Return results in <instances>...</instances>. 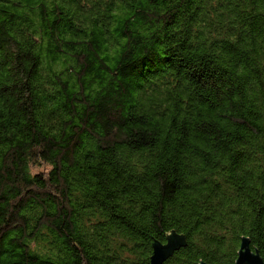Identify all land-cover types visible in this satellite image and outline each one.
I'll return each instance as SVG.
<instances>
[{
	"label": "trees",
	"instance_id": "16d2710c",
	"mask_svg": "<svg viewBox=\"0 0 264 264\" xmlns=\"http://www.w3.org/2000/svg\"><path fill=\"white\" fill-rule=\"evenodd\" d=\"M264 263V0H0V264Z\"/></svg>",
	"mask_w": 264,
	"mask_h": 264
},
{
	"label": "water",
	"instance_id": "95a60500",
	"mask_svg": "<svg viewBox=\"0 0 264 264\" xmlns=\"http://www.w3.org/2000/svg\"><path fill=\"white\" fill-rule=\"evenodd\" d=\"M182 245V240L177 238L170 239L165 244H154L152 246V255L150 256V264H164L165 261L172 255V253ZM239 252L235 264H264L262 259L256 252L251 251L249 248V241L242 238Z\"/></svg>",
	"mask_w": 264,
	"mask_h": 264
}]
</instances>
